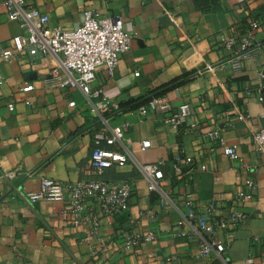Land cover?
Segmentation results:
<instances>
[{"label": "crops", "instance_id": "1", "mask_svg": "<svg viewBox=\"0 0 264 264\" xmlns=\"http://www.w3.org/2000/svg\"><path fill=\"white\" fill-rule=\"evenodd\" d=\"M28 1L47 16L51 27L74 29L87 9L123 19L132 37L130 49L112 75L98 68L93 86L119 105L114 123L131 122L122 143L114 145L129 159L100 171L90 167L93 126L87 98L77 88L47 85L45 79L58 65L55 55L14 50L11 39L23 30L7 17L0 0V55L14 52L9 61L0 57V264H246L249 258L252 264H264V155L252 139L264 111V101L257 99L264 94V0ZM251 20L259 23L254 31L258 50L244 58L226 49L221 39L245 33ZM26 83L34 88L21 91ZM155 93L174 106L193 105L183 126H165L159 115L135 120L132 103ZM71 101L75 106H69ZM214 127H220L225 145H236V158L205 136ZM144 140L150 146L142 150ZM185 156L203 161L206 169L195 166L179 175L173 164ZM135 160L159 165V185L168 194L164 205L162 193L148 189ZM249 175L257 188L241 205L243 221L218 233L222 248L199 256L201 233L194 220L184 219L185 193H192L199 210L215 200L217 215H222L235 205L234 196ZM43 177L63 184L132 179L129 211L103 217L97 235L84 240L87 232L71 226L63 214L65 200H25V193L38 189ZM87 212H97L94 202L88 203ZM122 229L152 230L155 239L124 250Z\"/></svg>", "mask_w": 264, "mask_h": 264}, {"label": "built area", "instance_id": "2", "mask_svg": "<svg viewBox=\"0 0 264 264\" xmlns=\"http://www.w3.org/2000/svg\"><path fill=\"white\" fill-rule=\"evenodd\" d=\"M3 5L7 17L17 20L23 30V33L11 39L14 50L17 53L27 52L30 55H55L58 65L51 69L50 76L45 79L47 85L77 88L87 98L93 126L92 148L88 158L90 167L100 171L114 165H123L129 159V154L114 148V145L118 146L122 143L126 128L131 122L124 120L114 123L115 115L121 112L119 105L103 94L100 86H93L97 69L104 67L112 75L120 56L130 49L132 37L124 30L123 19L111 14L99 15L95 10L87 9L81 24L74 29H67L61 26H48L47 16L28 0H3ZM258 27L259 23L251 20L245 33L226 36L221 39V44L228 50L236 51L238 56L249 57L258 50L254 36V31ZM13 54L12 50H5L0 57L3 61H9ZM58 69L64 71L63 76ZM134 75L138 76L139 72L135 71ZM2 82L0 73V84ZM33 88L31 83H26L20 87V90L27 92ZM257 99L264 101V94L260 93ZM69 106H75V102H69ZM132 112L136 121H141L150 115H159L163 125L178 129L193 113V105L182 102L174 106L165 95H151L144 103L133 107ZM243 117L246 116L241 115V118ZM260 121L261 127L253 134L252 139L255 150L264 155V111L260 114ZM205 136L214 144L223 145L224 153L229 158H236V145H225L220 127L211 128ZM140 146L144 150L150 146V141L144 140ZM135 165L142 178L146 180L148 189L162 193L161 205H164L168 194L161 190L159 185L163 179L159 165L139 163L136 160ZM195 166L200 170L206 169L203 161L196 162L191 156L179 157L173 164V170L183 175L192 171ZM256 188L257 183L254 178L250 175L246 176L243 179V187L234 196L235 205L222 215H217L215 200L203 203L199 210L192 193H185L184 219L194 220L201 233L197 249L199 256L208 257L215 248L224 246L223 241L218 238V233H226L243 221L245 215L241 205L254 197ZM133 189L134 181L128 178L116 184H109L99 178L63 184L55 179L43 177L40 179L38 189L26 192L24 198L29 203L41 199L65 200L63 214L68 218L71 226L81 227L87 232L83 238L87 240L88 235H97L103 217L126 216ZM90 201L97 207V212L93 214L87 212ZM128 221L131 224L135 222L131 217ZM131 229L121 230L120 244L124 250L137 248L143 242L155 239V232L152 230L142 232ZM246 264H252V258L247 259Z\"/></svg>", "mask_w": 264, "mask_h": 264}, {"label": "trees", "instance_id": "3", "mask_svg": "<svg viewBox=\"0 0 264 264\" xmlns=\"http://www.w3.org/2000/svg\"><path fill=\"white\" fill-rule=\"evenodd\" d=\"M160 94H161V93H155V94H153V95H160ZM150 96H151V95H150ZM150 96H149V97H150ZM149 97L143 99L142 101H138V102L132 103L131 106H132V107H136L137 105L144 103L147 99H149Z\"/></svg>", "mask_w": 264, "mask_h": 264}, {"label": "water", "instance_id": "4", "mask_svg": "<svg viewBox=\"0 0 264 264\" xmlns=\"http://www.w3.org/2000/svg\"><path fill=\"white\" fill-rule=\"evenodd\" d=\"M163 18H164V19H167V17H166V16H164Z\"/></svg>", "mask_w": 264, "mask_h": 264}]
</instances>
